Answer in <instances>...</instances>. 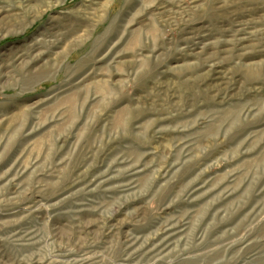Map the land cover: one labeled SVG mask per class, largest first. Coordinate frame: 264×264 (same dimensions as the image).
Masks as SVG:
<instances>
[{
  "label": "rangeland",
  "instance_id": "374dc122",
  "mask_svg": "<svg viewBox=\"0 0 264 264\" xmlns=\"http://www.w3.org/2000/svg\"><path fill=\"white\" fill-rule=\"evenodd\" d=\"M0 264H264V0H0Z\"/></svg>",
  "mask_w": 264,
  "mask_h": 264
}]
</instances>
